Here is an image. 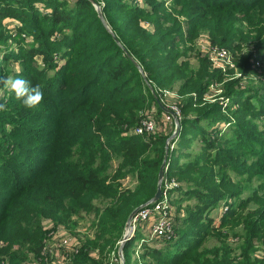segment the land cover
<instances>
[{
	"label": "trees",
	"instance_id": "obj_1",
	"mask_svg": "<svg viewBox=\"0 0 264 264\" xmlns=\"http://www.w3.org/2000/svg\"><path fill=\"white\" fill-rule=\"evenodd\" d=\"M7 20L17 22L13 35ZM202 34L240 72L212 102L206 96L223 74L198 49ZM261 61L264 0H0V264H57L45 254L50 234L73 232L83 215H92L94 236L78 239L60 264H110L104 258L121 246L130 213L152 205L166 146L162 193L186 205L175 214L169 204L179 228L140 258L264 264L253 256L264 246V89L240 86ZM5 79L39 85L42 101L26 108ZM155 90L182 98L174 137ZM151 106L159 130L133 134ZM220 202L227 209L215 222ZM209 239L217 245L206 247ZM129 241L123 264H131Z\"/></svg>",
	"mask_w": 264,
	"mask_h": 264
},
{
	"label": "rangeland",
	"instance_id": "obj_2",
	"mask_svg": "<svg viewBox=\"0 0 264 264\" xmlns=\"http://www.w3.org/2000/svg\"><path fill=\"white\" fill-rule=\"evenodd\" d=\"M139 1L141 2V0H139ZM39 6H41V5H39ZM3 25L7 29L10 28V32L12 34L15 32L17 22L7 20L4 22ZM16 39L14 40V42H18L19 44L23 43L21 38H19V40H16ZM196 44H197L198 49L201 50V52L205 53L207 56H209V51L213 49V48L212 49L209 48L208 38L205 34H202L197 38ZM215 48L219 49L217 47H215ZM260 63H261V66L259 65L260 68L256 69L254 72H252L249 75V77L242 79L240 86L252 88L256 91H261L264 89V61H261ZM192 64L196 65L195 60H192ZM210 66L212 69H214L212 67V65H210ZM11 68H14L17 70L20 67L17 65H13V66H11ZM239 73H240L239 69L235 65V63L231 69L227 70L226 72H222L223 82H221L220 84L214 85L212 88H210V90L206 96V100L208 102L214 101L222 93L223 83L226 81H231V80L235 79L236 77H239L240 76ZM2 94L3 93L0 91V96H2ZM180 100H182V98L176 97L174 99L175 102H177V101L179 102ZM154 115L157 116L156 113ZM156 116H154L155 119L157 118ZM156 120L160 121V119L158 120V118ZM164 131H166V132L171 131L172 135L175 134V136L178 134V132H176L175 127H171L170 131L168 129H164ZM199 146H200L199 142L197 140H195L191 150L195 151L199 148ZM112 164H113V167L116 165L115 162ZM122 184L124 187H128V188H133V186L135 185L134 181L130 180V179H124L122 181ZM254 184H256V181L254 182ZM180 186H182V188H185L186 185L183 183H180V182H171V185L169 188L173 189V188H177ZM244 196L245 195H243V197ZM172 197H173V195H170V196L167 195V200H168V204L173 206V210L176 214L177 208H179V207L184 208L186 205V202L181 204V206L179 204L175 205V203L172 204L171 202H169ZM193 202L194 201L191 200V201L187 202V204H193ZM225 209H227L226 203L220 202L217 204L216 209L210 214V216L213 219H215V222H217V221H219L218 219L220 218V216L226 211ZM92 219H93L92 215H85V216L83 215V217L78 221V225L76 226V228L74 230H72L73 232H71L70 230L64 229L61 226H57L55 229L56 232L53 235L50 234L51 238L49 239V241L47 242V245H46L45 254L47 255V257L52 258L53 260H55L57 262V264H60L61 262L65 261L64 257L62 256V253L64 251H65V253L72 251L73 246H75L78 243L77 242L78 239L83 240V238H85V237L92 239L94 236V233H95L94 228L91 226ZM41 225H43V227L45 229L49 230V228L52 226V223L50 221L43 219V220H41ZM175 226H177L179 228L180 224L177 223ZM130 228H131V230L129 232L128 237L126 239H124V235H123L122 240L119 241L118 244L124 245L125 242L130 240L129 241L130 246L127 249L128 260H130L131 264H145V262L150 261V259H148V258L143 259V258H140V256L142 254H144V252H146L148 246H153V248H157V249L162 248L163 246L162 247L160 246L159 241L162 240L163 238L162 239H156V238L151 236V223L150 222L139 223L135 226V228H133V227H130ZM124 232H126V230ZM64 240H68L69 244L64 245L62 243ZM228 241H229L228 243L230 245V248L232 249L233 254L237 256L239 254V248H238V242L239 241H238V239L237 238H230V240H228ZM217 243L218 242L216 240L209 239L206 242L205 246L206 247H212L214 245H217ZM0 245H2V243ZM259 249H261V250H259ZM91 255L94 258H98L97 251L92 252ZM123 256H124L123 251H120V247L117 246V247H114V248L108 250L106 257L104 258V262H108V260H109L110 264H123V260H124ZM253 256L254 257L264 256V246L258 245L257 250L254 252Z\"/></svg>",
	"mask_w": 264,
	"mask_h": 264
},
{
	"label": "built area",
	"instance_id": "obj_3",
	"mask_svg": "<svg viewBox=\"0 0 264 264\" xmlns=\"http://www.w3.org/2000/svg\"><path fill=\"white\" fill-rule=\"evenodd\" d=\"M208 59L212 67L221 72H226L234 65L229 52L222 48H213L210 50ZM256 66H259V64L256 63ZM147 84L150 86V88L152 87L150 83ZM154 92L156 93L159 102L170 112H165L164 121L171 127H175V119L178 122L181 119V110L177 102L174 101L176 95L166 90H155ZM155 113V107L146 111V113L140 118L137 126L132 129V133L139 136H149L150 134L157 132L159 130V125L154 118ZM166 144L168 145L169 142ZM170 185H167V183L165 184L167 188H169ZM151 204V206H145V208H143L133 217L131 220V227L135 228V226L139 223L150 222L152 237L156 239L170 237L175 224L173 212L168 211L169 204L167 200V194L162 193L160 200L156 203L152 202ZM62 243L64 245L69 244L68 240H64Z\"/></svg>",
	"mask_w": 264,
	"mask_h": 264
},
{
	"label": "clouds",
	"instance_id": "obj_4",
	"mask_svg": "<svg viewBox=\"0 0 264 264\" xmlns=\"http://www.w3.org/2000/svg\"><path fill=\"white\" fill-rule=\"evenodd\" d=\"M3 85L14 92L17 100H21L26 108H35L43 99V91L39 85L31 86L24 79H5ZM5 105L0 104V110H4Z\"/></svg>",
	"mask_w": 264,
	"mask_h": 264
},
{
	"label": "water",
	"instance_id": "obj_5",
	"mask_svg": "<svg viewBox=\"0 0 264 264\" xmlns=\"http://www.w3.org/2000/svg\"><path fill=\"white\" fill-rule=\"evenodd\" d=\"M96 10L98 12L99 15L100 14V10L99 8L96 7ZM153 95H154V98H155V101H156V104L165 112H169L167 109H165V107L159 102L157 96L155 95L154 92H152ZM170 113V112H169ZM175 129H176V132L179 131V122L175 119ZM174 135H172V137H174ZM167 152H168V149H167V146H166V154H165V157H164V161L159 169V174H158V184H157V190H156V193L154 195V197L152 198L151 202L153 203H156L160 200L161 196H162V190H161V183H162V180H163V176H164V170H165V163H166V158H167ZM143 208H145V206H139L137 208H135L129 215L128 217V220H127V223H126V232L124 234V239H126L129 235V232L131 230V220L132 218L134 217V215L142 210ZM126 241V240H125ZM123 249V245L120 246V251H122Z\"/></svg>",
	"mask_w": 264,
	"mask_h": 264
},
{
	"label": "crops",
	"instance_id": "obj_6",
	"mask_svg": "<svg viewBox=\"0 0 264 264\" xmlns=\"http://www.w3.org/2000/svg\"><path fill=\"white\" fill-rule=\"evenodd\" d=\"M154 106H151V108H153Z\"/></svg>",
	"mask_w": 264,
	"mask_h": 264
}]
</instances>
